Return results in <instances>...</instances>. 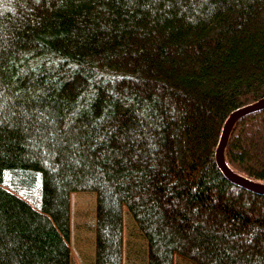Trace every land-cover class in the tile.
Returning a JSON list of instances; mask_svg holds the SVG:
<instances>
[{"label": "trees", "instance_id": "trees-1", "mask_svg": "<svg viewBox=\"0 0 264 264\" xmlns=\"http://www.w3.org/2000/svg\"><path fill=\"white\" fill-rule=\"evenodd\" d=\"M264 96V0H0V264H71V193L96 192L95 262L264 264V193L216 148ZM225 159L264 182V107Z\"/></svg>", "mask_w": 264, "mask_h": 264}, {"label": "rangeland", "instance_id": "rangeland-1", "mask_svg": "<svg viewBox=\"0 0 264 264\" xmlns=\"http://www.w3.org/2000/svg\"><path fill=\"white\" fill-rule=\"evenodd\" d=\"M96 192L71 193V264L95 262ZM124 264H146L148 242L136 220L124 205ZM176 264H193L176 254Z\"/></svg>", "mask_w": 264, "mask_h": 264}, {"label": "water", "instance_id": "water-1", "mask_svg": "<svg viewBox=\"0 0 264 264\" xmlns=\"http://www.w3.org/2000/svg\"><path fill=\"white\" fill-rule=\"evenodd\" d=\"M264 107V96L255 102L243 105L230 113L226 119L219 143L216 148V160L224 173L234 182L241 184L254 191L264 193V182L252 179L234 171L225 159V148L228 142L229 135L236 121L244 114L261 109Z\"/></svg>", "mask_w": 264, "mask_h": 264}]
</instances>
